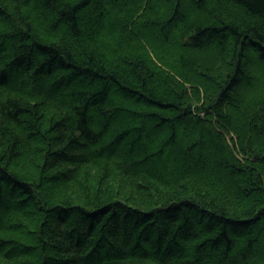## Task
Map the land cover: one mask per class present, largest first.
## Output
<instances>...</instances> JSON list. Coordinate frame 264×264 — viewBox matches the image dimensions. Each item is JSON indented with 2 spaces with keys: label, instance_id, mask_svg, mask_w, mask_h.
Returning <instances> with one entry per match:
<instances>
[{
  "label": "trees",
  "instance_id": "obj_1",
  "mask_svg": "<svg viewBox=\"0 0 264 264\" xmlns=\"http://www.w3.org/2000/svg\"><path fill=\"white\" fill-rule=\"evenodd\" d=\"M0 264H264V0H0Z\"/></svg>",
  "mask_w": 264,
  "mask_h": 264
},
{
  "label": "rangeland",
  "instance_id": "obj_2",
  "mask_svg": "<svg viewBox=\"0 0 264 264\" xmlns=\"http://www.w3.org/2000/svg\"><path fill=\"white\" fill-rule=\"evenodd\" d=\"M123 45H124V44H123ZM242 82H244V81H241L240 83H242ZM193 221H194V223H197L196 218H194Z\"/></svg>",
  "mask_w": 264,
  "mask_h": 264
}]
</instances>
